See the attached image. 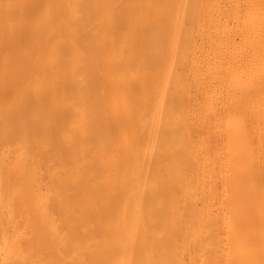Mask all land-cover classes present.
Returning a JSON list of instances; mask_svg holds the SVG:
<instances>
[{
  "label": "rangeland",
  "instance_id": "rangeland-1",
  "mask_svg": "<svg viewBox=\"0 0 264 264\" xmlns=\"http://www.w3.org/2000/svg\"><path fill=\"white\" fill-rule=\"evenodd\" d=\"M42 2L0 0V264H264V0Z\"/></svg>",
  "mask_w": 264,
  "mask_h": 264
},
{
  "label": "bare ground",
  "instance_id": "bare-ground-1",
  "mask_svg": "<svg viewBox=\"0 0 264 264\" xmlns=\"http://www.w3.org/2000/svg\"><path fill=\"white\" fill-rule=\"evenodd\" d=\"M58 1H60V0H58ZM58 1H57V0H45V1L43 0L44 3H43V2H42L43 4L40 3V4H41V7H40V8L43 7V9H44V7H46V8H48V10L50 9V10L54 11L56 14H58V13H60V12L62 11L61 15H62V14L64 15V8H65L67 5H65V7H63V5L66 4V3L69 4V2H68V0H67V1H66V0H61L62 3H61V2L58 3ZM64 1H66V3H64ZM34 2L36 3V1H34ZM16 4H17V3H16ZM18 5H19V9H20V7H21L22 4L20 3V4H18ZM36 5H37V4H36ZM42 5H43V6H42ZM38 7H39V6H38ZM68 7H70V6L68 5ZM32 8H33V7H32ZM36 8H37V7H36ZM70 8H71V7H70ZM19 9H18V10H19ZM37 9H38V8H37ZM65 9H66V8H65ZM68 9H69V8H67V10H68ZM31 10H32V9H31ZM40 10H41V9H40ZM34 11H35V10H34ZM42 11H43V10H42ZM73 11H74V9H73ZM38 12H40V11H38ZM22 13H23V12H22ZM24 13H25V12H24ZM67 13H68V11H67ZM69 13H71V12H69ZM69 13H68V14H69ZM68 14H67V15H68ZM74 14H75V13H74ZM76 14H77V13H76ZM76 14H75V15H76ZM21 15H22V14H21ZM58 15H60V14H58ZM63 15H62V16H63ZM72 15H73V14H71V16H72ZM75 15H73V16H75ZM24 16H25V15H24ZM24 16H23V17H24ZM29 16H31V15H29ZM64 16H66V15H64ZM56 17H57V15H56ZM73 18H74V17H73ZM43 21H44V20H43ZM40 23H42V22H40ZM43 24H44V23H43ZM45 27H46V26H45ZM34 31H35V30H33V32H31V33H34ZM35 32H36L35 35H34V34H31V35H33V36L35 37V39H37V38H38V37H37L38 30H36ZM38 36H39V34H38ZM40 37H41V36H39L38 39H41V38H42V37H41V38H40ZM1 39H2V38H1ZM38 39H37V40H38ZM3 40H4V39H3ZM3 40H2V41H3ZM5 41H6V40H4V43H5ZM6 42H7V41H6ZM1 44H3V43H1ZM66 45H67V43H66ZM66 45L64 44V46H66ZM68 45H69V44H68ZM1 46H2V45H1ZM1 46H0V49H1ZM47 46H48V45H47ZM50 46H51V45H50ZM64 46H63V47H64ZM2 47H3V46H2ZM67 47H68V46H66V48H67ZM4 48H5V47H4ZM55 48H56V47H55ZM68 48H69V47H68ZM70 48H71V47H70ZM64 49H65V48H64ZM64 49H63V50H64ZM72 49H73V45H72ZM65 50H66V49H65ZM68 50H69V49H68ZM69 52H70V50H69ZM71 52H72V51H71ZM1 61H2V60H0V62H1ZM5 61H6V60H5ZM3 62H4V61H3ZM4 63H5V62H4ZM4 63H2V64H4ZM34 63H35V62H34ZM2 64H1V68L4 67V69H8L7 66H6V67H5V66H2ZM38 64H40V63H37L36 66H33V67L36 68V70H39V69H40V65L38 66ZM45 65H46V62H45ZM3 73H4V72H3ZM46 78H47V77H46ZM47 79H48V78H47ZM0 82H2V81H0ZM47 85H50V83H47ZM0 86H1V85H0ZM39 86H40V87H39V88H40L39 90L46 89V87H43V84H41V85H39ZM23 87H24V86H22V88H19V89L17 90V94H28V91H25V90L23 89ZM47 88H49L50 90H52V87H51V86H49V87H47Z\"/></svg>",
  "mask_w": 264,
  "mask_h": 264
}]
</instances>
